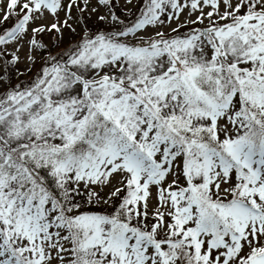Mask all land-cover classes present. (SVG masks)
<instances>
[{
    "label": "snow or ice",
    "instance_id": "1",
    "mask_svg": "<svg viewBox=\"0 0 264 264\" xmlns=\"http://www.w3.org/2000/svg\"><path fill=\"white\" fill-rule=\"evenodd\" d=\"M129 5L0 0V264H264V0Z\"/></svg>",
    "mask_w": 264,
    "mask_h": 264
},
{
    "label": "rangeland",
    "instance_id": "2",
    "mask_svg": "<svg viewBox=\"0 0 264 264\" xmlns=\"http://www.w3.org/2000/svg\"><path fill=\"white\" fill-rule=\"evenodd\" d=\"M115 4H116V8L115 11L118 15H120L122 18L127 19L129 17V11L128 9L131 8V13L132 15H135L137 9L132 7L131 5H129L127 8L124 7L126 0H114ZM140 3L143 2V0H139ZM133 3H136V0H133ZM104 9L101 8L100 9V13L99 14H104ZM74 16H77V13H73ZM61 16H63V14H61ZM194 18V17H193ZM188 19L187 14L183 15L180 17L179 23L180 24H184L185 20ZM52 21V18L49 17L47 20L42 21L41 23H45V24H50ZM73 23V27L76 28V33H80L83 31V20H80L79 23H77L75 20L72 22ZM94 25H96V16L92 15L91 18L88 21V26L90 28H92ZM177 27V22H173L171 24V26H165L163 29H161L162 31L171 33V29ZM190 27V26H189ZM188 30L187 27H184L181 29V32H186ZM77 34H73L67 30H65V34H64V44L63 46H66L67 44L75 41L76 39L79 38V36ZM153 32L150 30L149 33L147 35H152ZM40 39H42L45 43H48L49 41H51L53 38L48 36L47 34H45L42 37H39ZM74 39V40H73ZM59 49L53 48V51H58ZM29 49L27 44H25L22 48V50L20 51L19 55L21 57V63H19L16 68L24 73L23 75H21L19 77V82H24L25 84L29 82V79L33 76L34 73L37 72V70L40 67V61H39V57L37 58V62L35 65L31 66V69L28 70L29 66L24 62V58L29 55ZM13 84L17 83V79L15 76V73L13 74Z\"/></svg>",
    "mask_w": 264,
    "mask_h": 264
},
{
    "label": "trees",
    "instance_id": "3",
    "mask_svg": "<svg viewBox=\"0 0 264 264\" xmlns=\"http://www.w3.org/2000/svg\"><path fill=\"white\" fill-rule=\"evenodd\" d=\"M74 40V39H73Z\"/></svg>",
    "mask_w": 264,
    "mask_h": 264
}]
</instances>
